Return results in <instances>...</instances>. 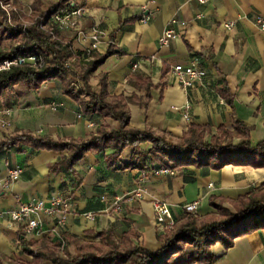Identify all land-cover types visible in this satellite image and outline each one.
<instances>
[{
    "label": "crops",
    "instance_id": "obj_1",
    "mask_svg": "<svg viewBox=\"0 0 264 264\" xmlns=\"http://www.w3.org/2000/svg\"><path fill=\"white\" fill-rule=\"evenodd\" d=\"M14 1L28 16L36 0ZM73 3L87 8V15L75 28L61 34L73 41L74 49L89 50L91 35L96 33V50L101 56L112 45L114 53L97 66L90 83L98 92L100 76L106 77L108 93L127 101L130 127L167 133L180 141L193 124L209 126L215 135L222 126L232 130L239 120L250 130L254 146L264 142V32L253 18L264 16V0ZM147 16L150 20L143 21ZM231 20L237 23L227 29L225 23ZM170 29L176 36L162 45L160 38ZM195 59L207 77L202 84L185 90L173 70ZM226 87L231 103L221 92ZM101 124L117 127L116 121L99 114H83L58 79L44 82L39 89L18 85L0 96V142L24 132L49 136L57 142L86 140ZM242 141L236 137L234 145ZM140 148L147 152L152 144L144 143ZM67 153L37 150L28 143L0 150V210H14L53 195L69 197L72 202L64 225L43 217L37 235L9 227V218L0 220L1 264L16 260L29 263L32 256L25 252L23 240L30 248L42 239L58 246L63 233L93 242L108 230L119 242L124 234L137 233L138 238H131L134 244L158 250L164 246L159 236L165 230L156 226L154 201L169 203L177 223L185 216L183 207L188 203L200 201L198 214H205L211 211L213 195L236 200L264 188V167L240 163L220 169L189 165L171 168L172 175H154L151 172L162 166L153 162L151 155L140 163V153L127 147L119 157L114 148L90 151L69 169L62 161ZM17 168L22 169L20 177L9 180ZM225 206L232 208L229 202ZM68 250L78 253L74 244H69ZM213 250L217 256L214 264H264V227L236 238L229 249L216 244Z\"/></svg>",
    "mask_w": 264,
    "mask_h": 264
},
{
    "label": "trees",
    "instance_id": "obj_2",
    "mask_svg": "<svg viewBox=\"0 0 264 264\" xmlns=\"http://www.w3.org/2000/svg\"><path fill=\"white\" fill-rule=\"evenodd\" d=\"M74 1L36 0L30 15L15 13L12 22L0 5V30L4 32L5 38L16 40V44L0 49V62L15 56L35 55L39 59L37 66L14 65L1 72L0 96L18 85L39 89L44 82L58 79L64 93L80 105L83 114H99L104 119L116 121L117 127L101 124L86 140L61 142L49 136L24 132L1 141L0 150L23 143L37 150H67L62 161L69 169L90 151L114 148L115 156L119 157L127 147H133L140 153V163L151 155L152 161L164 168L192 165L220 169L234 163L264 167V142L254 146L250 141V130L239 120L233 123L232 130L222 126L215 135L211 127L193 124L180 141H174L167 133L140 131L130 127L127 101L123 96H111L108 93L106 77L100 76L101 89L98 92L90 83L97 66L114 53L112 45L111 50L103 56L96 49H74L73 41L66 39L55 24L41 22ZM24 22L28 25L24 26ZM221 92L231 103L232 97L227 87ZM208 136L210 140H207ZM236 137L243 139L238 145H234ZM144 143L152 144L147 152L140 148ZM244 157L247 161L242 160ZM225 202H229L232 208L225 206ZM210 207L211 211L205 214L186 212L172 229L165 230L159 236L164 246L158 250L134 244L131 238H138L137 233L124 234L121 242L109 230L99 233L100 240L97 242L84 241L63 233L61 245L58 246L42 239L30 248L23 240L25 252L32 256V261L19 263L16 260L11 264H214L217 256L213 247L216 244L229 249L236 238L264 227V188L236 200L213 195ZM69 244L76 246L77 254L69 252Z\"/></svg>",
    "mask_w": 264,
    "mask_h": 264
},
{
    "label": "built area",
    "instance_id": "obj_3",
    "mask_svg": "<svg viewBox=\"0 0 264 264\" xmlns=\"http://www.w3.org/2000/svg\"><path fill=\"white\" fill-rule=\"evenodd\" d=\"M201 3L205 4L208 0H199ZM1 8L7 14L10 22H12V16L15 13L22 12L21 8L15 3L14 0H2L0 2ZM87 8L84 6L76 5L73 2H69L65 9H62L59 13L51 17L50 19H42V23L45 24L47 21L55 24L60 31L73 29L76 27L79 19L87 15ZM254 22L258 29L264 32V16L255 15ZM143 21L150 20L147 16L142 19ZM237 23V20H231L225 23L227 29H232ZM15 26L14 24H12ZM28 23L24 22V26ZM43 27H46L43 25ZM92 44L90 49L98 48L99 36L96 33L92 35ZM176 34L174 30H167L160 38V43L166 45L169 40L175 38ZM89 49V50H90ZM88 50V51H89ZM39 59L37 56H15L10 59H6L0 62V73L9 70L14 65H32L37 66ZM70 66L71 64L68 63ZM134 65V68H137ZM175 76L178 79L179 84L185 89H190L196 85L202 84L207 77V72L205 69L200 67L198 60L195 59L190 65H176L173 70ZM22 173V169L17 168L10 173L9 180H17ZM154 175L174 174L171 168L160 167L154 169L152 172ZM10 183V181H8ZM213 185L211 184L210 187ZM156 226L162 230L172 229L176 224L173 217L169 203L165 201H154L153 203ZM200 206V201H195L184 205V212L198 213ZM72 202L69 197H62L60 195H53L50 199H36L29 203L21 204L19 208L14 210L2 211L0 210V220L9 218V227L16 228L18 231H23L28 235H37L40 233L43 226V217L48 218L50 221L57 225H64L67 221L68 215L71 212ZM92 215H87V218H91Z\"/></svg>",
    "mask_w": 264,
    "mask_h": 264
},
{
    "label": "rangeland",
    "instance_id": "obj_4",
    "mask_svg": "<svg viewBox=\"0 0 264 264\" xmlns=\"http://www.w3.org/2000/svg\"><path fill=\"white\" fill-rule=\"evenodd\" d=\"M12 44H16V40L13 38H8V39L5 38L4 32L2 30H0V49L5 48V47H9Z\"/></svg>",
    "mask_w": 264,
    "mask_h": 264
}]
</instances>
